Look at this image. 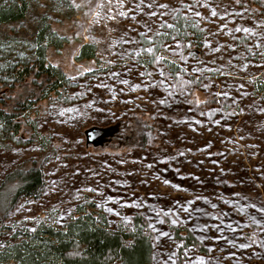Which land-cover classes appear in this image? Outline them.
<instances>
[{
	"label": "rangeland",
	"instance_id": "rangeland-1",
	"mask_svg": "<svg viewBox=\"0 0 264 264\" xmlns=\"http://www.w3.org/2000/svg\"><path fill=\"white\" fill-rule=\"evenodd\" d=\"M29 1L23 19L0 24V57L31 55L46 19L67 38L46 58L70 98L31 102L43 94L31 78L0 85V107L30 122L17 137L0 128V181L29 158L45 175L40 197L0 218V254L86 210L113 230L141 215L150 264H264V0ZM185 16L198 27L184 22L173 40L161 25ZM85 43L100 62L76 58Z\"/></svg>",
	"mask_w": 264,
	"mask_h": 264
},
{
	"label": "trees",
	"instance_id": "trees-1",
	"mask_svg": "<svg viewBox=\"0 0 264 264\" xmlns=\"http://www.w3.org/2000/svg\"><path fill=\"white\" fill-rule=\"evenodd\" d=\"M29 0H9L0 3V24L23 19L30 10ZM177 29L185 33L184 21H179ZM67 38L59 36L50 27L46 19L40 22L39 30L34 34L31 55L20 56L17 51H6L0 57V85L14 87L31 78L42 90L31 102L40 101L47 93H57L69 99V79L64 70L47 62L46 47L53 44L59 49ZM96 45L85 43L77 59L97 58ZM16 53V55L14 54ZM2 59V60H1ZM18 109V107L16 108ZM33 122V121H32ZM28 121L12 110L0 107V128L10 137H17ZM34 120L32 128L35 127ZM45 187L43 165L37 158L21 162L0 181V218H6L22 197L38 198ZM63 229L45 228L41 234L30 241L20 242L0 254V264H150L153 246L141 227L144 222L141 215L135 216L137 226L129 230H113L106 215L102 212L88 213L78 210ZM186 240H192L191 233Z\"/></svg>",
	"mask_w": 264,
	"mask_h": 264
},
{
	"label": "snow or ice",
	"instance_id": "snow-or-ice-1",
	"mask_svg": "<svg viewBox=\"0 0 264 264\" xmlns=\"http://www.w3.org/2000/svg\"><path fill=\"white\" fill-rule=\"evenodd\" d=\"M161 7H166V5H161ZM185 7L186 8H190L191 5H185ZM196 15L198 16L199 13H196ZM213 15H215V12H213ZM183 19H184V22H185V26L186 27H193V28H197L198 27L197 24H195V23H193L191 21V17L185 16V17H183ZM161 27H165V28H168V29H172L173 32L176 33L175 35L172 36V39L173 40H176L178 36H181V35L187 36L188 35V33H186V32L185 33H181L180 30L177 29L174 24H162ZM237 31H241V29H237ZM244 31H248V30L247 29H244ZM157 35H159V33H157ZM187 46L190 47L191 45H187ZM177 47L178 48L179 47H184V45L177 44ZM143 51L146 52V53H148V54H152L153 55V62L154 63L159 64L162 61H164V58L163 57H156L154 55V48L153 47L145 48ZM181 58L182 59H185L183 56ZM177 71H179V69H177ZM149 75H150V73H149ZM160 75L162 77L165 76V70L163 68H160ZM173 78H175V73H171L170 76H168V77L165 78V80L158 81V83L159 84H164L167 80L173 79ZM176 82L179 83L181 86H183L185 84V81L182 78L177 79ZM188 83H196V81L195 80H192V81H188ZM170 86H172V85H170ZM205 87H207V85ZM161 102L163 103V101H161ZM209 115H211V113H209ZM253 207H255V205H253ZM184 211H188V209L185 208ZM261 211H264V209H261ZM173 223H176V221H173ZM164 235H166V233Z\"/></svg>",
	"mask_w": 264,
	"mask_h": 264
},
{
	"label": "water",
	"instance_id": "water-1",
	"mask_svg": "<svg viewBox=\"0 0 264 264\" xmlns=\"http://www.w3.org/2000/svg\"><path fill=\"white\" fill-rule=\"evenodd\" d=\"M97 130V128H90L86 131L87 135H88V140L91 142L92 141V136H94L95 131Z\"/></svg>",
	"mask_w": 264,
	"mask_h": 264
}]
</instances>
